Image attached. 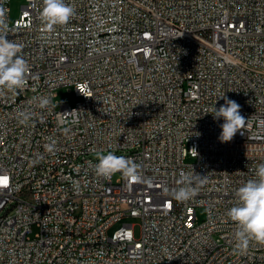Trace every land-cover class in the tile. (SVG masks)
<instances>
[{
    "label": "built area",
    "instance_id": "2783aa9c",
    "mask_svg": "<svg viewBox=\"0 0 264 264\" xmlns=\"http://www.w3.org/2000/svg\"><path fill=\"white\" fill-rule=\"evenodd\" d=\"M11 1L8 39L30 73L0 92V264H264V244L237 250L226 215L264 163V0H65L75 15L53 33L43 0L14 20ZM63 88L74 104L58 103ZM223 94L249 119L224 143ZM109 152L138 175L98 177ZM192 167L207 183L177 201ZM129 217L138 238L130 224L109 234Z\"/></svg>",
    "mask_w": 264,
    "mask_h": 264
},
{
    "label": "clouds",
    "instance_id": "9594fccd",
    "mask_svg": "<svg viewBox=\"0 0 264 264\" xmlns=\"http://www.w3.org/2000/svg\"><path fill=\"white\" fill-rule=\"evenodd\" d=\"M75 15V9L67 4L65 0H43V8L40 19L43 22V31L53 33L56 26L67 25ZM13 31L6 19V12L0 0V92L7 89L10 92L23 90L27 83L30 67L23 55V45L8 39V34ZM219 99L224 104L218 109L214 106L211 114L215 120L223 119L220 124L221 132L218 137L220 142H229L241 132L248 122L241 115V105L235 100L229 99L225 94ZM48 97L39 98V107L49 106ZM76 110H72L73 113ZM20 122L26 123L32 117L30 112H21ZM78 121L72 119L71 123ZM68 123V121H64ZM65 128V131H68ZM45 147L52 151L54 145L46 144ZM98 163L94 172L98 177L110 178L116 173H122L126 177L138 175V168L133 159L117 156L109 152L107 155H98ZM192 174L181 172L178 183L181 185L172 192L175 200L186 202L193 199L201 186L207 183V177L194 172ZM236 203L226 213L235 222L236 248L245 252L253 242L264 244V163L258 164L255 169V178L248 180L235 191Z\"/></svg>",
    "mask_w": 264,
    "mask_h": 264
},
{
    "label": "rangeland",
    "instance_id": "374dc122",
    "mask_svg": "<svg viewBox=\"0 0 264 264\" xmlns=\"http://www.w3.org/2000/svg\"><path fill=\"white\" fill-rule=\"evenodd\" d=\"M25 4V0H12L10 3V16L11 20H14L19 17L21 12V7ZM56 100L58 103H68L74 104L77 101V97L75 94L68 88H63L57 91V98ZM197 217L199 221H203L205 217V212L203 209L197 210ZM124 224L133 225V231L135 237L138 238L141 233V220L135 217L124 218L123 220L119 221L115 225H113L110 230L109 234H113L119 228H121Z\"/></svg>",
    "mask_w": 264,
    "mask_h": 264
},
{
    "label": "bare ground",
    "instance_id": "6f19581e",
    "mask_svg": "<svg viewBox=\"0 0 264 264\" xmlns=\"http://www.w3.org/2000/svg\"><path fill=\"white\" fill-rule=\"evenodd\" d=\"M260 255H264V247L260 248Z\"/></svg>",
    "mask_w": 264,
    "mask_h": 264
}]
</instances>
